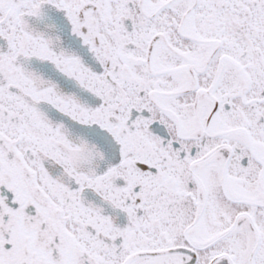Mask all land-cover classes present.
I'll list each match as a JSON object with an SVG mask.
<instances>
[{
    "label": "snow or ice",
    "instance_id": "snow-or-ice-1",
    "mask_svg": "<svg viewBox=\"0 0 264 264\" xmlns=\"http://www.w3.org/2000/svg\"><path fill=\"white\" fill-rule=\"evenodd\" d=\"M0 264H264V0H0Z\"/></svg>",
    "mask_w": 264,
    "mask_h": 264
}]
</instances>
